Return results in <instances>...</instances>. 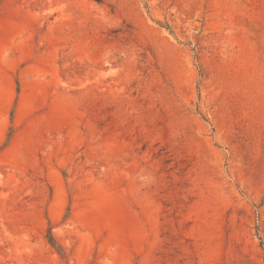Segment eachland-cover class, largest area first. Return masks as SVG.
<instances>
[{
	"label": "rangeland",
	"instance_id": "1",
	"mask_svg": "<svg viewBox=\"0 0 264 264\" xmlns=\"http://www.w3.org/2000/svg\"><path fill=\"white\" fill-rule=\"evenodd\" d=\"M0 264H264V0H0Z\"/></svg>",
	"mask_w": 264,
	"mask_h": 264
}]
</instances>
